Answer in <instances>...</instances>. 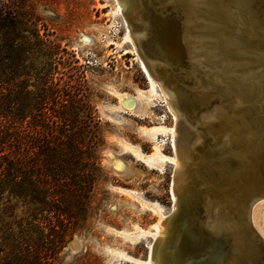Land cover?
Returning a JSON list of instances; mask_svg holds the SVG:
<instances>
[{
	"label": "rangeland",
	"instance_id": "obj_1",
	"mask_svg": "<svg viewBox=\"0 0 264 264\" xmlns=\"http://www.w3.org/2000/svg\"><path fill=\"white\" fill-rule=\"evenodd\" d=\"M127 29L116 0H0V52H24L35 68L48 62L46 52L58 53L53 83L90 103L103 142L89 208L74 228L22 223L25 264H146L158 222L173 210L175 165L166 158L175 157L169 130L176 121L150 87ZM123 95L134 100L132 109L121 104ZM154 152L166 158L145 157ZM254 207L264 239V198ZM0 250V264H22ZM35 252L47 253V262Z\"/></svg>",
	"mask_w": 264,
	"mask_h": 264
},
{
	"label": "water",
	"instance_id": "obj_2",
	"mask_svg": "<svg viewBox=\"0 0 264 264\" xmlns=\"http://www.w3.org/2000/svg\"><path fill=\"white\" fill-rule=\"evenodd\" d=\"M116 1L136 54L176 115L173 210L151 264H264L252 222L264 198V111H255L250 94L246 104L233 97L227 79L213 81L219 65L235 73L243 61L264 68V41L226 19L230 0Z\"/></svg>",
	"mask_w": 264,
	"mask_h": 264
},
{
	"label": "trees",
	"instance_id": "obj_3",
	"mask_svg": "<svg viewBox=\"0 0 264 264\" xmlns=\"http://www.w3.org/2000/svg\"><path fill=\"white\" fill-rule=\"evenodd\" d=\"M57 55L35 68L24 52H0V246L22 264L23 222L66 231L86 213L103 145L90 103L53 83ZM30 256L46 263L48 254Z\"/></svg>",
	"mask_w": 264,
	"mask_h": 264
},
{
	"label": "bare ground",
	"instance_id": "obj_4",
	"mask_svg": "<svg viewBox=\"0 0 264 264\" xmlns=\"http://www.w3.org/2000/svg\"><path fill=\"white\" fill-rule=\"evenodd\" d=\"M117 7L121 13L122 9L118 3ZM223 14L226 16L227 20L232 22L231 24H235L239 29H242L248 37H254V39H257L258 37L264 41V0H230L225 4ZM126 39H128V41L133 44L134 41L130 36L129 29H127ZM237 42L239 45L244 47L245 42ZM255 55L256 54L253 53L251 54L253 57ZM210 56L211 57L209 58L213 59V61H218L214 56ZM217 58L219 57L217 56ZM253 64L255 65L257 62L253 61ZM246 65L247 63L243 61V64H241L240 67L241 69H244V71H239L237 73L230 71V69H227L222 65H219L213 74V81L216 85H220L223 84V79H227L236 88L235 91L232 92L233 97L243 101L244 104H246L245 94H250V97H253V108L256 112L262 113L264 111V68L262 65H255L254 67L248 69L246 68ZM140 66L150 84V87L153 88L157 93H160L159 96L162 97L169 112L173 114L176 121L174 111L170 108L166 95L160 88L159 90L157 89L156 83L150 77L142 62H140ZM225 86L226 85H222L221 92L231 94L230 90H227ZM120 102L126 109H132L135 104L134 100L128 95H123L120 99ZM169 131L174 136L176 135L175 128H171ZM145 157H156L159 159L166 158L156 152ZM166 159L168 163L174 164L175 167L178 166V162L175 157ZM164 219L158 222L156 239H162L164 237ZM174 238V235L169 236L166 240L167 244L169 245V243L174 242ZM145 263L151 264L150 257H148V260L145 261Z\"/></svg>",
	"mask_w": 264,
	"mask_h": 264
}]
</instances>
